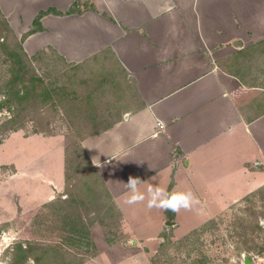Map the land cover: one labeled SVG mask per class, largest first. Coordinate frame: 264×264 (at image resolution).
Masks as SVG:
<instances>
[{"label":"rangeland","instance_id":"374dc122","mask_svg":"<svg viewBox=\"0 0 264 264\" xmlns=\"http://www.w3.org/2000/svg\"><path fill=\"white\" fill-rule=\"evenodd\" d=\"M2 1L8 18L0 11L31 59L32 74L42 83H35L34 91L27 99L7 101L2 86L11 74L0 58V142L4 143L15 133L25 139L36 136L55 144L52 150L56 152L57 160L59 155V161L56 160L54 166L49 155V166H44L41 160L36 166H28L29 146L25 142L7 144L0 149V159L15 158L29 172L35 167L43 171L44 167L49 175L52 170L56 174L59 167L55 178L63 186L52 200L31 208H19L16 200L10 197L12 213L9 217L0 205V259L11 256L10 264H27L29 257L35 264H264V164L247 168L258 175L263 173L261 186L194 227L188 225L202 216L194 215L196 211H202L199 202L193 205L194 214L186 210L181 212L180 227H158L160 208L149 209L147 206L145 211L126 216L128 226L101 179L90 167L80 142L110 127L125 111L139 107L129 74L110 48L95 52L97 45L94 42L88 46L87 56L77 62L66 61L48 46L47 31L41 22L47 15L39 21L37 18L40 12L50 13L54 9L50 7L53 0ZM102 1L115 7L117 15L123 18L121 23L113 21L120 27L118 32L114 31V37H127L133 29L127 30L123 23L135 24L140 14L129 10L122 2ZM151 1L156 4L157 0ZM198 1H201V7L196 4V11L200 9V19L205 17L209 22L210 16L214 17V22L208 23L209 27L213 25L211 36L218 30H226L232 41L240 42L236 47L230 43L229 48L220 45L214 48L217 43H205L207 48H214L211 58L216 65L231 76L222 77L231 96L245 118L263 113L264 91L257 89H264V39L256 40L264 38V0H230L229 22L226 16V22L223 20V8L207 7L206 0ZM94 3V0H72L65 11L73 7L81 13L72 15L101 13L107 19L108 15ZM49 22L44 21L45 25ZM173 26L177 31L185 32V25ZM200 26L205 30L206 23H200ZM157 38L152 41L153 46L162 42L159 35ZM127 43H116L117 50L124 55ZM22 93L23 89L20 95ZM41 148L43 146L39 145L36 149ZM2 163L0 184L14 172L11 165ZM232 165L229 182L233 195L246 189L249 178L240 167ZM167 219L165 216V221ZM170 220L174 221V216ZM16 245L22 247L21 254H16Z\"/></svg>","mask_w":264,"mask_h":264},{"label":"crops","instance_id":"0c3cea01","mask_svg":"<svg viewBox=\"0 0 264 264\" xmlns=\"http://www.w3.org/2000/svg\"><path fill=\"white\" fill-rule=\"evenodd\" d=\"M53 1L50 7L63 13L72 0ZM94 1L96 8L105 12L109 19L101 13L49 14L41 22L47 31V45L68 62L84 59L93 42L97 45L95 52L110 48L129 74L128 79L138 95V108L125 111L110 127L80 142L90 165L128 226V215L145 211L149 185L169 192L190 191L203 206L200 213L194 214L193 206L173 212V226L177 227H180V214L184 210L195 217L202 215L188 225L194 227L261 186L263 173L258 175L247 168L264 164V112L244 117L223 80L224 75H230L211 58L215 47L229 48L230 43L236 47L240 42L232 41L226 30H218L221 33L217 31L216 37L211 36L213 25L209 27L208 23H213L214 17L210 16L209 22L205 17L200 19L198 7H201V1L198 0H167L166 4L161 0H155L156 4L151 0H111L114 4L122 2L129 10L140 14L135 24L123 23L127 30L133 29L132 32L116 39L113 34L120 27L113 21L121 23L123 18L117 15L115 7L102 0ZM206 4L207 7L223 8V20L225 16L228 22L231 20L230 0H206ZM0 10L8 18L2 0ZM211 13L214 14L213 10ZM45 20L50 24L45 25ZM203 22L206 23L205 30L200 26ZM178 23L186 26L185 32L174 29L173 25ZM157 24L159 28L156 29ZM158 35L162 42L153 46L152 41L158 39ZM117 42H128L126 55L117 50ZM166 42L172 43L171 46ZM207 42L217 45L207 48ZM160 121L164 123L163 128L159 126ZM10 142L27 143L28 166H36L40 160L44 166H49V155L55 166L54 143L36 136L25 139L15 133L0 143V149ZM39 145L43 148L37 150ZM0 162L11 165L14 171L0 184V194H3L0 205L8 217L12 213L10 197L16 200L19 208H31L52 200L63 186L55 178L58 165V172L55 174L52 170L49 175L44 167L43 171L35 167L29 172L15 158L5 157ZM232 164L240 167L249 178L246 189L233 195L229 182ZM215 171L219 172L215 174ZM129 177L143 182L137 187L144 193V201L131 205L124 203L129 193L126 185ZM130 208L135 210L130 211ZM160 213L158 227L166 226V210L160 209Z\"/></svg>","mask_w":264,"mask_h":264},{"label":"trees","instance_id":"16d2710c","mask_svg":"<svg viewBox=\"0 0 264 264\" xmlns=\"http://www.w3.org/2000/svg\"><path fill=\"white\" fill-rule=\"evenodd\" d=\"M50 13L48 12H40L39 17L37 20L39 21L42 16L52 14L56 16H63V15H72L81 13V11L74 10L73 7L69 8L65 12H59L54 9H51ZM40 26V25H39ZM38 30H41L39 28ZM5 33V34H3ZM10 37V42H8V37ZM0 58L2 61L7 64L8 72H10V77L3 83L5 88V93L3 96L10 101L11 99L15 100H25L29 96H31L32 92L34 91L32 88L36 85L35 83L41 82L40 79H36L34 74H32V61L24 52L19 40L14 37L12 31L9 28V25L4 18L3 14L0 11ZM43 88V86H42ZM21 89H23V93L21 94ZM44 91H46L44 89ZM1 143V142H0ZM81 151L82 148L80 147ZM83 152V151H82ZM84 154V152H83ZM85 155V154H84ZM89 165L90 162L85 155ZM92 168V166L90 165ZM93 169V168H92ZM108 194V192H107ZM166 215H170L173 217V212L170 210H166ZM16 254H21L23 252L22 247L20 245L15 246Z\"/></svg>","mask_w":264,"mask_h":264},{"label":"clouds","instance_id":"9594fccd","mask_svg":"<svg viewBox=\"0 0 264 264\" xmlns=\"http://www.w3.org/2000/svg\"><path fill=\"white\" fill-rule=\"evenodd\" d=\"M161 128L164 127L163 121L159 122ZM143 183L138 178L129 177L128 182L126 183L129 193L126 196L124 203L126 204H135L139 201L145 200L144 193L138 190V184ZM147 204L146 206L151 209L153 207L160 208L164 210H170L172 212H177L181 208L189 209L196 203L197 199L193 196L190 191H172L169 192L165 188L159 186L149 185L147 188ZM11 256H7L3 259H0V264H10ZM27 264H35V260L32 257H29Z\"/></svg>","mask_w":264,"mask_h":264},{"label":"water","instance_id":"95a60500","mask_svg":"<svg viewBox=\"0 0 264 264\" xmlns=\"http://www.w3.org/2000/svg\"><path fill=\"white\" fill-rule=\"evenodd\" d=\"M168 219L167 221L165 222V225L166 226H173L175 224L174 221L170 220V215H167Z\"/></svg>","mask_w":264,"mask_h":264}]
</instances>
